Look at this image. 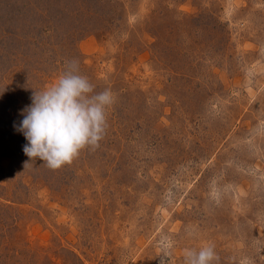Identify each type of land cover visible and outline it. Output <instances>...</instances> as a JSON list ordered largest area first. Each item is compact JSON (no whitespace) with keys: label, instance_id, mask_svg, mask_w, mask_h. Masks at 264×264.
Wrapping results in <instances>:
<instances>
[{"label":"rangeland","instance_id":"1","mask_svg":"<svg viewBox=\"0 0 264 264\" xmlns=\"http://www.w3.org/2000/svg\"><path fill=\"white\" fill-rule=\"evenodd\" d=\"M72 61L115 103L100 146L53 170L14 125ZM206 245L264 264V0H0V264Z\"/></svg>","mask_w":264,"mask_h":264},{"label":"clouds","instance_id":"2","mask_svg":"<svg viewBox=\"0 0 264 264\" xmlns=\"http://www.w3.org/2000/svg\"><path fill=\"white\" fill-rule=\"evenodd\" d=\"M31 101L21 109L19 125H14L27 141L23 152L29 160L39 159L56 170L71 164L81 150L100 146L115 96L109 88L96 92L89 78L80 74L78 62L72 61L51 85L34 91ZM218 259L213 245L184 252V264H213Z\"/></svg>","mask_w":264,"mask_h":264},{"label":"trees","instance_id":"3","mask_svg":"<svg viewBox=\"0 0 264 264\" xmlns=\"http://www.w3.org/2000/svg\"><path fill=\"white\" fill-rule=\"evenodd\" d=\"M46 21L48 22V20H46ZM33 26H34V25L30 26V28H31V27H32V28H31V29L29 28V29L26 31V33L31 32L32 35L36 33V36H38V38H41V39L44 38V32H45L46 29H44V28H37L36 31H35V33H33V30H34V29H33Z\"/></svg>","mask_w":264,"mask_h":264}]
</instances>
